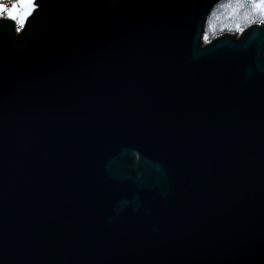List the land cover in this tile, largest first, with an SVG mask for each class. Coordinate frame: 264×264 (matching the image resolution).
I'll use <instances>...</instances> for the list:
<instances>
[{"label":"water","instance_id":"95a60500","mask_svg":"<svg viewBox=\"0 0 264 264\" xmlns=\"http://www.w3.org/2000/svg\"><path fill=\"white\" fill-rule=\"evenodd\" d=\"M220 0H35L0 18V264H264V23Z\"/></svg>","mask_w":264,"mask_h":264},{"label":"trees","instance_id":"16d2710c","mask_svg":"<svg viewBox=\"0 0 264 264\" xmlns=\"http://www.w3.org/2000/svg\"><path fill=\"white\" fill-rule=\"evenodd\" d=\"M13 0H0L8 4ZM2 15L0 14V18ZM202 42H212L223 34H241L250 26L264 23L262 0H220L209 12Z\"/></svg>","mask_w":264,"mask_h":264},{"label":"rangeland","instance_id":"374dc122","mask_svg":"<svg viewBox=\"0 0 264 264\" xmlns=\"http://www.w3.org/2000/svg\"><path fill=\"white\" fill-rule=\"evenodd\" d=\"M34 1L35 0H13L8 4L0 2V4L6 6V10L0 9V14L2 17L15 20V22L18 23L17 30L20 31L27 18L33 13V10L37 8Z\"/></svg>","mask_w":264,"mask_h":264},{"label":"snow or ice","instance_id":"6c2138e0","mask_svg":"<svg viewBox=\"0 0 264 264\" xmlns=\"http://www.w3.org/2000/svg\"><path fill=\"white\" fill-rule=\"evenodd\" d=\"M262 2H264V0H262ZM0 9H5L6 10V6L3 5V4H0ZM10 15H11V13H10Z\"/></svg>","mask_w":264,"mask_h":264},{"label":"flooded vegetation","instance_id":"af4514ba","mask_svg":"<svg viewBox=\"0 0 264 264\" xmlns=\"http://www.w3.org/2000/svg\"><path fill=\"white\" fill-rule=\"evenodd\" d=\"M16 25L18 26V23H16Z\"/></svg>","mask_w":264,"mask_h":264}]
</instances>
